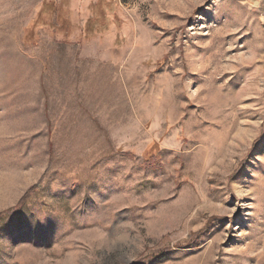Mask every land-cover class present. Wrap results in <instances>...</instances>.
Masks as SVG:
<instances>
[{
    "label": "rangeland",
    "instance_id": "obj_1",
    "mask_svg": "<svg viewBox=\"0 0 264 264\" xmlns=\"http://www.w3.org/2000/svg\"><path fill=\"white\" fill-rule=\"evenodd\" d=\"M255 0H0V264H264Z\"/></svg>",
    "mask_w": 264,
    "mask_h": 264
},
{
    "label": "built area",
    "instance_id": "obj_2",
    "mask_svg": "<svg viewBox=\"0 0 264 264\" xmlns=\"http://www.w3.org/2000/svg\"><path fill=\"white\" fill-rule=\"evenodd\" d=\"M252 6L257 9L258 14L262 17V25H264V0H255Z\"/></svg>",
    "mask_w": 264,
    "mask_h": 264
},
{
    "label": "bare ground",
    "instance_id": "obj_3",
    "mask_svg": "<svg viewBox=\"0 0 264 264\" xmlns=\"http://www.w3.org/2000/svg\"><path fill=\"white\" fill-rule=\"evenodd\" d=\"M259 21H260L261 31L264 35V25H262V17L260 15H259Z\"/></svg>",
    "mask_w": 264,
    "mask_h": 264
}]
</instances>
